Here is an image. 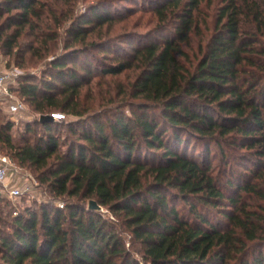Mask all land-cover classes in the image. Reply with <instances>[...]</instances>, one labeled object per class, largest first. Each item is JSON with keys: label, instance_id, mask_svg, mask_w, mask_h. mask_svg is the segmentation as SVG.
Segmentation results:
<instances>
[{"label": "trees", "instance_id": "1", "mask_svg": "<svg viewBox=\"0 0 264 264\" xmlns=\"http://www.w3.org/2000/svg\"><path fill=\"white\" fill-rule=\"evenodd\" d=\"M205 1L159 0L153 30L115 51L130 16L109 4L0 0V50L55 56L12 91L74 117L67 149L64 120L40 121L39 136L30 124L33 140L16 144L0 117V151L51 197L4 222L0 264H264V0H220L212 32Z\"/></svg>", "mask_w": 264, "mask_h": 264}, {"label": "rangeland", "instance_id": "2", "mask_svg": "<svg viewBox=\"0 0 264 264\" xmlns=\"http://www.w3.org/2000/svg\"><path fill=\"white\" fill-rule=\"evenodd\" d=\"M159 0H71L73 4L75 5V11L77 13H84L88 6L91 4H102V5H110V8L114 14H128L130 17L128 20H123L122 22L117 23L113 27L112 33L117 35L119 34L117 39L113 41V48L115 51L122 50L124 48H129V42H135V39H132L131 36H128L125 34L128 31H135L137 32L138 38H142L143 36H146L148 32L153 30L154 26L156 25V21H151V12L153 6L158 2ZM220 5V0H208L204 2L203 5V15H201V18H206L209 22L208 28L209 32L213 31L214 27V21H215V14L217 7ZM202 29L205 31L207 28H205L204 23L201 24ZM167 32V31H166ZM61 39L59 40V45L56 44V48L58 49L57 52L61 53L63 52V36L66 37L65 27L61 28ZM164 34V33H163ZM162 36V35H161ZM25 42H30L31 38L23 39ZM22 40V42H23ZM22 49L24 50V53L21 57V55L17 54V51H15L14 55H5L0 50V69H7L9 71H13L14 68H19L22 71V75L24 76H34L36 80H39L44 74V70L46 69L47 62L52 59L53 53L48 54L47 57H38L34 54H31L30 52L26 51V46H23ZM130 49V48H129ZM23 52V51H22ZM99 50H95L93 53H98ZM79 60H93L91 54L84 53L78 57ZM7 61L10 63L7 64ZM97 66H100L99 63H95ZM22 75H20L18 78H20ZM123 78V82L126 83L127 80H130V78L127 77V80L125 77ZM15 82V81H14ZM12 84V83H11ZM85 94H86V100L89 99L88 97L93 94H97L98 96L104 95L105 91L107 90V83L101 82L100 85H96L94 89H87L85 88ZM13 92V91H12ZM14 97L17 99H20L23 101L24 107L21 108L19 111L13 113L10 111L9 107V100H5L0 96V117L1 121L4 123L11 122L12 123V129L11 134L13 136V142L16 144H23L25 142V139L31 138L33 133H29L27 128L28 125L31 124L34 128V133L36 135H42L44 134V130L42 125H40V118L43 114L42 112L36 110L31 102L28 99H24L22 96L17 94L16 92H13ZM60 112V111H56ZM52 115V113H50ZM71 118H74L67 114V116L64 119V123L66 124L69 122ZM59 125L58 130H54V132L57 135L62 136V141L64 142V145H62L63 149H67V145L65 144L68 140V137L70 136L69 128L66 125ZM39 132V133H38ZM38 133V134H37ZM188 148V147H186ZM189 152H192L196 150V154H201L202 150H204L203 145L199 143L196 140H193V142L190 144L188 148ZM1 152V151H0ZM216 163L218 161H215ZM26 171L32 174L34 178H36L35 174L28 168H25ZM37 179V178H36ZM39 182V181H38ZM50 195L45 190V187L42 186L39 182V185L37 187H34L32 189V193H26L19 197H12L6 189L0 187V216H2L3 221L0 219V228L7 229V225H4V222L10 221L11 216H17L25 211V208H37L41 203L49 202L50 201ZM61 202L66 203L64 200H58ZM89 203V201H88ZM56 204V201L54 202ZM100 212H103L107 217H110L114 219V215H112L107 209L103 208L99 210ZM8 230V229H7ZM264 252V251H263ZM135 257L138 259H142V256L135 252Z\"/></svg>", "mask_w": 264, "mask_h": 264}, {"label": "built area", "instance_id": "3", "mask_svg": "<svg viewBox=\"0 0 264 264\" xmlns=\"http://www.w3.org/2000/svg\"><path fill=\"white\" fill-rule=\"evenodd\" d=\"M22 75L19 68H14L13 71L0 69V96L9 100L10 111L15 113L24 107L23 101L14 97L11 89V83L16 81ZM55 120H64L66 115L61 112L52 113ZM39 182L14 161L10 155L0 152V187L12 197H19L26 193H32V189L37 187ZM56 204L63 208L64 202L56 201Z\"/></svg>", "mask_w": 264, "mask_h": 264}, {"label": "water", "instance_id": "4", "mask_svg": "<svg viewBox=\"0 0 264 264\" xmlns=\"http://www.w3.org/2000/svg\"><path fill=\"white\" fill-rule=\"evenodd\" d=\"M54 117L51 114H42L40 121L41 122H47V121H54ZM88 209H93V210H100L102 209V205H100L95 199L89 200L88 203Z\"/></svg>", "mask_w": 264, "mask_h": 264}]
</instances>
